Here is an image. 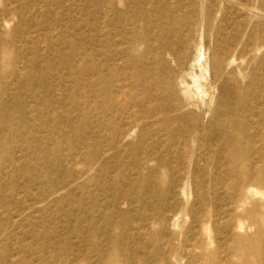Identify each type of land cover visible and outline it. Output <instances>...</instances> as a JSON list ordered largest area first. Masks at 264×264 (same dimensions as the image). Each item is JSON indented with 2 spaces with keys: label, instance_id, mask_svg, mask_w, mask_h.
I'll use <instances>...</instances> for the list:
<instances>
[{
  "label": "rangeland",
  "instance_id": "obj_1",
  "mask_svg": "<svg viewBox=\"0 0 264 264\" xmlns=\"http://www.w3.org/2000/svg\"><path fill=\"white\" fill-rule=\"evenodd\" d=\"M0 264H264V0H0Z\"/></svg>",
  "mask_w": 264,
  "mask_h": 264
}]
</instances>
